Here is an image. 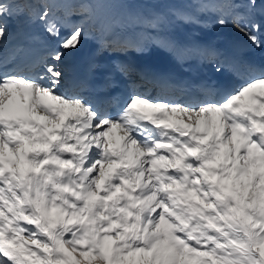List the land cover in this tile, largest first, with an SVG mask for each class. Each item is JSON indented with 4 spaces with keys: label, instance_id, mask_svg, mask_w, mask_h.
I'll return each mask as SVG.
<instances>
[{
    "label": "snow or ice",
    "instance_id": "6c2138e0",
    "mask_svg": "<svg viewBox=\"0 0 264 264\" xmlns=\"http://www.w3.org/2000/svg\"><path fill=\"white\" fill-rule=\"evenodd\" d=\"M42 2L48 36L71 31L25 76L6 70L3 50L8 20L32 3L0 0V264H264V69L247 66L244 84L220 99L214 85L187 99L166 86L151 98L132 83L114 117L112 76L93 100L65 92L60 67L93 38L100 0ZM197 3L260 46L240 24L258 0ZM98 43L101 52L144 51ZM203 56L217 73L236 71L214 49ZM117 70L130 75L122 63Z\"/></svg>",
    "mask_w": 264,
    "mask_h": 264
},
{
    "label": "rangeland",
    "instance_id": "374dc122",
    "mask_svg": "<svg viewBox=\"0 0 264 264\" xmlns=\"http://www.w3.org/2000/svg\"><path fill=\"white\" fill-rule=\"evenodd\" d=\"M49 2H52V0H49ZM55 2L63 3L64 0H55ZM31 3L32 6L29 12L14 19L17 27L34 20L36 21L43 12L44 4L42 0H31ZM51 10L54 14H63L62 12H57L56 8ZM256 12L260 16L264 15V4L260 0H258L256 9L247 16L248 18L241 20L240 24L246 26L260 42L257 33L259 30L257 19L254 16ZM184 16L195 17L200 23L185 22L181 18ZM250 17L253 24L249 21ZM226 19L229 27L234 29L231 34L216 22L218 20L217 15L200 13L197 0H100L97 7V15L88 28L93 38L87 39L85 42L92 50L95 49L97 58L102 59L100 62L104 61L106 64L110 63L111 65L102 67L101 64H97L98 61H95L91 65L92 67L89 68V74L98 80L104 74V70L111 68L113 73L123 76L127 84H132L134 79L132 78L134 75L133 66L135 64L142 65L155 58L158 61L164 60L168 62L172 74L185 78L192 77L193 79L199 78L200 76L198 75L201 74L212 79L217 72L212 64L205 61L203 52L207 49H214L219 54L220 62L236 70L229 71L226 67L223 72L233 78L232 85H234V88L230 94H235L244 84L247 77V73L244 71L246 68L243 64L245 62L244 56L257 52V45L252 42L249 35L236 26V22L233 19L231 20L230 17ZM65 30H68V36L71 29ZM104 38L110 43L122 41L119 44L131 43L139 45L143 47L144 51L129 50L126 53L101 52L98 41ZM157 40L171 42L175 45V49L170 51L158 46ZM214 40H222L226 44L227 42L234 44V48L230 46L234 53V63L226 61V56L220 53L213 44ZM10 46L11 44L7 43L3 50V55L15 56L16 59L14 61L20 60L21 54L16 52L10 54ZM73 54L67 55L64 63ZM18 63L15 62V64ZM64 63L60 66L61 70L64 67ZM117 63L127 65L130 73L129 77L126 78L117 70ZM29 66V64H23L21 74L26 75ZM64 91L67 92L66 87ZM139 91L148 94L151 98L161 94V92H153L152 90L144 91L140 87ZM69 95L76 96L78 91L73 92V94L69 93Z\"/></svg>",
    "mask_w": 264,
    "mask_h": 264
},
{
    "label": "bare ground",
    "instance_id": "6f19581e",
    "mask_svg": "<svg viewBox=\"0 0 264 264\" xmlns=\"http://www.w3.org/2000/svg\"><path fill=\"white\" fill-rule=\"evenodd\" d=\"M258 15L259 14H257V12H256V14L254 13V16L257 19V24H258V28H259V30L257 31V33H258L259 38H260V46L259 47L256 46L257 52L255 51V53H250L249 56H251V58L253 59V62H250V63L253 64L254 67H256L258 69H264V67L262 65H260V61L261 60H264V15L263 16H260V15L258 16ZM249 19H250L249 20L250 23L253 24V22L251 21V17ZM36 21H39L41 23V32L40 33H43L42 36L43 35H46L47 36L46 37V40L43 41L38 36L35 39H33L32 40V44H33L34 48H36V50H34V51H30V49L29 50L28 49L27 50L20 49L18 46H15V45L10 46L11 47V51H10L11 53L10 54L18 51L19 53H21L22 59H20V61H19V64L20 65H17V64H15V62H17L18 60L17 61H14V60L12 61V59H11L12 57L11 56H4V59L6 61V70L12 71V72L19 71V68L21 67V64H26V63H28L30 65V67L28 69H31V67L34 65L36 59H38L39 57H41V59H42V58H44L47 55V53L50 50H52V49H58L59 48V45L62 43V41L64 39V35H63V38L61 39V41L60 42H57V38H53V37L48 36L47 32L45 31V25H44V23L41 22L39 19H37ZM25 25H30V23H27ZM62 31L63 30H61V32ZM121 42H118V43H121ZM227 44H230L234 48V44L233 43H231V42L228 43L227 42ZM79 51H86L87 58H88L87 59L88 60V66L89 65L91 66L95 61H98V59H99V58H97V56L95 54V49L92 50L89 47V45L87 44V42H85V41H84L83 46L80 48ZM228 53H229V51L226 49V54H228ZM70 59L64 63V67H63L64 69L68 68V66H69L68 64L71 61ZM229 60H230L229 62L234 63V61L232 60V58H229ZM8 61H11V62H8ZM97 63H99V62H97ZM162 64H165V63H161L160 64L159 61L158 60H155V58H154L153 60H150L148 62H145L144 65H142V66L145 69H148L150 67L156 68L158 66H161ZM110 65H111L110 63L107 64L108 67ZM136 65H138V64H136ZM139 66H141V64ZM111 70L112 69L104 70V74L101 76V78L99 79V81H97L96 83H94V81H92L91 84H90L91 88L89 90H81V91L85 92L86 94H88L89 92H91V95L88 96L90 98H94L96 96L98 98V96L101 95V94L97 91V88L100 85V83L103 81V79H105L106 73L107 72H110L111 73ZM19 72H21V71H19ZM33 73H35V71L29 70V72L26 74V76H32ZM116 76H120V75H116ZM172 76L174 78L171 77V74L169 72V75H168L167 78H169L171 80H177V81L181 82L183 85H189V86H195V87L196 86H199V87L201 86L199 84L200 83V79H204L205 80V83L204 84H210L209 81L212 80V79H214L217 82V80L215 78L216 76H214L212 79H211V77L204 78L202 76H200L199 78L197 77L196 79H193L192 77L191 78L180 77V76L175 75V74H173ZM231 83H232V79H230V84L228 85V87L231 86ZM65 87H66L67 93L69 94L70 91L67 89L66 84H65ZM228 87H221V88L216 87V89H218L220 91V94H222L224 96L225 94H227L229 92V88ZM126 89H127V87H126ZM108 95H110V94L108 93ZM119 104H120V102H119V97H118V104L112 105L111 108L112 109H118L119 108Z\"/></svg>",
    "mask_w": 264,
    "mask_h": 264
}]
</instances>
